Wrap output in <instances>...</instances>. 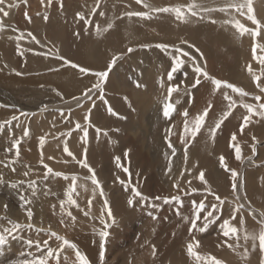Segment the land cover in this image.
Segmentation results:
<instances>
[{
	"label": "rangeland",
	"instance_id": "1",
	"mask_svg": "<svg viewBox=\"0 0 264 264\" xmlns=\"http://www.w3.org/2000/svg\"><path fill=\"white\" fill-rule=\"evenodd\" d=\"M20 1H25V7L21 6ZM68 1L69 0H64V2L67 3ZM70 1L73 2V4L75 2L80 4L81 2L79 5H82L81 11H77L76 7V9H74L75 11L73 10V13L70 12L69 15L66 13L64 16L63 10L60 9L61 0H51L50 3L49 0H43V3L42 0H12L11 6L9 8L6 5L9 4V1L4 0L3 5H0L4 11L9 13V15L6 17L0 14V23L3 24V28L0 29V234L5 235L6 237L5 242L0 244V264H29V262L34 261L39 257L47 256L48 248L53 250L59 249L62 241L57 240L56 236H53L52 233H56L58 236L64 237L71 243H74L79 252L82 253L89 261V264H118L121 259L120 254L123 251L120 250V247L122 246L124 248L126 256H131L135 252V248H137V246L141 243L143 236L142 228L144 227H149L151 230V236L153 235L152 238L155 243H153V246L162 249V254L164 255H162V257L164 260H166V257L168 258V248L172 242L178 245L179 251L186 249L188 250V245L186 242L193 239V251L199 254L200 259H197L194 255V257L191 259L192 262L203 261L207 262V264H214V262L209 260L210 257H214L216 260L221 261L222 264H264V252H262L260 249L258 239L259 232L262 227V224H260L261 222L258 220V222H256L255 219L244 216L243 212L247 211L243 207H240L243 203L240 205L237 203V206L239 207L236 206L238 210L243 211L242 213H238V210L236 211L235 209L234 210L236 212L233 210L229 212L230 209L227 206L228 198L227 196L225 197V195L232 194L233 192L235 193V190H233L234 180L231 170H235L238 173V176L235 179V182L239 185L237 191L243 192L246 191V188H249L248 184H246L247 187L245 186L246 182L244 183V180L246 181L249 178H246L249 176L246 174L248 172V168H250V165L253 163V158H248V155L243 156L247 152L242 153V151L240 152L241 158L239 160L236 159L235 156H229L228 154L230 153L236 155V151L228 150V147L226 146L228 141L226 142L224 140L225 145H223V143L218 142L216 137L213 139L212 123L215 119L213 110H220L222 102L226 100L225 93L228 95L230 89L226 88L224 85H221L220 88H216V86L212 83V80L207 79L209 76L205 77L207 80L203 82L204 85L201 83V85H203L201 88L204 95L197 103L196 92L197 86L199 84H196L197 73L195 72V68L198 65L197 45H195V43L197 44L195 27H197V23L199 21L204 23L206 29L212 28L215 23H212L214 19L211 14L216 10L206 11V13H202V10L198 12V7L203 8L202 4H200V0H188L185 4L183 3L181 5L176 4V2L179 0H156V2L160 3V5H158L156 8H173L179 6L183 10L191 4H195L197 6L192 9V11H195L197 14L192 15L189 13L190 16H188V22L190 26L188 46L187 44L183 43L181 39V30L178 26V18L176 15L174 17L172 31L173 39L170 43L172 46V65L170 69H172L174 60L177 58H179L181 61L186 60V63L185 65H181V67L173 73L171 78L172 80H169L170 83L167 86V83H161L165 77H160L161 75L164 76V74L161 73L163 71L162 67L165 66L167 68L165 62H163L162 65H159L162 66L161 69L160 67L155 69V64H159L156 59L151 61L148 59L145 60L143 56L138 54L135 56L133 53V51L138 48V45H140V42L141 44L145 45V47L148 46L149 40L140 41V38L144 37L145 35L149 38V33L151 32L150 23L154 21V18L151 17L154 16V14H148V17L127 15V13L131 11L150 12L152 9H156L152 7V5H154L152 2L155 0H143L141 3H137V0L128 1L133 4V6L126 3L127 1H125V3H113L112 0ZM208 1L209 3L207 1H202L201 3H204L205 5H214L213 3H210L211 1L213 2V0ZM37 3H39V5ZM122 3L124 4L122 5ZM31 4H33V7ZM111 4L114 6V9ZM145 4L149 5L150 7H144ZM229 4L230 3H228L227 0H223L221 5L225 7ZM67 6L70 7L71 5L67 4ZM33 8H36V10ZM127 8H130V10H127ZM122 9L125 10L122 11ZM109 10L111 11V15L108 13ZM85 11L86 14H84ZM120 11H122V13L119 15L123 16L117 15V13ZM37 12L43 14L40 19H37ZM101 13H103V15H101ZM216 14L218 15V13ZM57 16L60 18L62 23L65 22L63 25L64 28L59 26V19ZM240 17L243 18V14L240 15ZM221 18H223L222 15ZM120 19H126L128 22H132V26L130 29L128 28V32L130 34L125 32L127 30L126 28H124V31H116L117 33L114 34L115 28L118 25H122L119 24ZM118 20L119 22L116 26V22L114 21ZM36 24L39 26H36ZM109 25H111L112 28L109 27ZM119 26L117 27L118 30ZM193 26L194 28H192ZM52 28H54L55 30H53L56 32L54 39L49 37L50 32L53 31ZM111 29L112 32L109 31ZM67 32L69 33L68 36L66 34ZM118 32H125L126 36L129 37L121 42L118 41L116 44L114 41L115 38H117L116 34H118ZM29 33H31V35H29ZM106 34L109 36L107 40ZM33 37H35V39H33ZM62 37H64L65 40H68L66 42L67 45L64 46L65 42L63 43V47L68 48L70 46L72 48L74 45L77 46L79 44L81 47L76 52L71 51V49L68 51L63 50L64 52H62V48L60 47V45H62ZM156 37L160 38L158 35ZM212 37L213 36H206V40L212 41ZM161 39L163 41L165 40L164 37ZM211 41L209 43H211ZM82 42H85L84 44L86 45L83 46ZM105 44L107 45L109 55L106 66H82L80 61L75 59L79 52L85 49V51H88L86 53L87 55L89 53L92 54V61L90 60V62L97 65V62L100 60L99 50L101 48L104 49L102 46ZM112 46L113 49L110 50ZM208 47L211 50V54L212 46L209 45ZM129 48L132 49L131 52L128 51ZM201 48L203 47L201 46ZM209 48L205 47V52L207 55ZM114 50L116 52H114ZM202 50H204V48L201 49V51ZM71 53H73L74 58H72ZM160 54L167 53L160 52ZM114 57L116 59L113 63ZM210 58L212 59V56ZM211 59L205 58L204 61L206 63L205 68L206 72L208 71V74L212 71L211 64H213V59ZM66 61H71V63H66ZM200 62L201 68H203L202 57ZM119 63L122 65L126 64L127 68L122 69H126L127 71L132 68L131 64H136V66L133 65V67L135 69L137 67V69L135 70L132 68V71H126L127 74L125 72L119 74L117 71V66ZM110 64H112L111 68H109ZM139 64L145 66L147 65L146 67H151V78H153V81H150L148 78L147 80H142V74L146 76L149 75L147 70H142L140 72L142 74L137 76L139 74L138 71H140V67L137 66ZM168 64H170V59H168ZM62 66L64 69H68V72L71 70L70 68H73L75 74L74 78H76V80L82 79L84 74V76L87 75L88 77H90V74L94 75L93 77H90V79L92 78V82L90 80H88L89 82L87 81L84 83L80 81L78 83L76 80H74L75 82H69L65 80L71 75V73L69 74L68 72L66 74H56L55 76L51 75L53 77L50 76L49 72H58L63 69ZM81 69H86L87 71H81ZM170 69L167 71V73L170 71ZM156 71L158 73H156ZM98 72L108 73L107 77L103 80H106L105 82L109 81V88H103V92H101L103 80H101V78L96 75ZM133 73L136 76H133ZM81 75L82 77H80ZM186 76H189L188 79ZM136 77L138 79L141 78L142 81L139 82V80L135 79ZM166 77L169 79L168 74ZM158 78L160 83L157 81V85H155V80ZM120 79L124 82L118 85L117 81ZM184 79H186V81ZM67 82H69V84L71 83V86ZM145 82H147V84H145ZM242 82V84H239L242 88L248 86L245 80ZM60 83L63 84L61 85ZM98 83L101 85L100 88L93 89V85ZM170 85L179 86V90L173 92L171 97L168 95V87ZM58 87L63 89L60 91V88ZM79 88L82 90L80 91ZM86 90H91L90 94L92 98L89 99L86 97L89 100V103H87V99L85 98L86 100H84L83 97L85 96L84 93ZM94 92L96 93L94 94ZM136 93L139 94L137 95ZM101 94H103V99L100 97ZM99 101L108 107L107 110L110 119V133L108 135L106 133L104 136L101 134L100 128L96 127V125L100 123V121H98L100 117L99 110H92L94 105L99 103ZM166 102H171L174 105V111L169 117H165L163 115V105ZM83 103H87L88 105H86V107H88L82 109L83 111L79 110L82 120H71L70 117L72 111H76L74 109L78 106H81L78 104H82L84 106ZM209 104L212 106L209 109L210 111L207 113V115H214L210 121L211 123L206 124L205 120L195 136L191 134V131L185 132L184 124L186 121L188 120V127L191 130L193 127V123L191 122L194 120L193 118L199 114H202L204 109L208 107ZM119 105L120 107H118ZM109 109H111V111H109ZM123 109L157 110L155 116L157 117L156 138H152L149 140L150 142L148 141V138H145V141H139L137 145H134L130 140L124 144L123 140L118 137L117 134V127L123 124V115L121 111ZM224 110L228 109L225 108ZM47 111L52 116L50 121L44 118V113L46 114ZM33 113L39 114L37 118L38 121H36L34 125H32L31 120ZM185 113H187V116H185ZM97 114L99 116H97ZM207 115L205 118H207ZM12 117H16V119H12ZM85 117H88V119L85 120ZM136 117L137 114L134 118ZM148 117L149 116L147 114H139V118L142 121V123L139 124V128L141 130H146L148 128V123L146 122ZM69 120L73 121L72 124L69 122ZM183 120L185 121L184 124ZM44 121L47 124L44 123ZM120 121L122 122L120 123ZM114 122L117 124L113 125ZM77 123L80 125L79 128L76 127ZM190 124L192 125L190 126ZM139 128L136 132L137 135L140 132ZM25 129L28 130L27 136L24 135ZM85 130L87 131L86 137ZM203 130H205L204 134L202 132ZM74 132H79V134L75 135L73 134ZM218 135L219 137L224 138L222 134ZM41 137H44L43 144L40 142ZM106 137L110 139H107ZM179 137H181V140ZM75 138H80L79 141L82 143L78 144L79 141L75 143ZM64 139L66 141L68 139V141L65 142ZM70 140H72V143ZM98 140L100 141L98 142ZM104 142L106 143L104 144ZM185 143H187V145H184ZM16 144H18V148L13 147V145ZM56 144L60 146L58 147ZM169 144H171V147ZM65 145L68 146L69 151L73 153V156H68V154L64 152L63 149ZM42 147L44 148V151ZM193 147L195 150H193ZM45 148H48L49 150H46ZM118 148L119 150L116 152L115 150ZM90 149L93 151L91 150L90 152ZM120 149L121 151L123 150L122 152L124 153L119 152ZM138 149L142 151L140 152ZM110 150L112 151L110 152ZM147 150L149 154L147 153ZM164 150H166V152ZM17 151L19 152L18 156ZM178 152V157H180V159H186V162L183 164L184 166L181 165V169H178L179 172L178 170L173 171L171 168L169 169L167 166L168 162H166L169 159H172V156H174L173 154ZM79 153L81 154L79 155ZM125 153L128 155H125ZM193 153H195V155ZM181 154H183V157H181ZM103 155L105 158L107 156L108 159V164L106 165L105 163L107 162L105 159H103ZM221 156L224 157V164L226 167H222L220 164ZM51 157L52 160H50ZM117 157L119 160H117ZM142 157L145 159L143 160ZM110 159L112 162L110 161L109 163ZM256 159H258V156H256ZM81 160H86V163L93 171L90 172L89 168L83 167L80 163ZM147 160L149 162H147ZM250 160L252 161L249 162ZM41 161H43V163H41ZM102 161L104 163H102ZM137 161L138 165L135 168V164H137L135 162ZM204 162L206 165L203 164ZM151 164L153 165L151 166ZM44 165H47L48 168H51L53 171L48 173ZM119 165L121 166L117 167ZM155 165L160 166L157 168ZM98 166L100 167L98 168ZM150 166L151 168L149 169ZM153 167L156 168L157 172ZM106 169L110 170L111 173L108 170V172H106ZM125 169H127V172ZM149 170L152 172L150 173ZM146 171H148L150 174ZM200 171L204 173V180L199 179L201 173ZM56 173H62V175L58 176ZM93 173L95 174L96 179L99 181V188H97L91 182L90 177L93 175ZM105 174L107 177H105ZM112 174L113 176L110 178ZM144 174L146 175L144 176ZM211 175H214L216 178L213 180ZM73 176L76 177L74 185L75 190L70 191V189L73 187ZM146 176H149L150 178H147ZM107 178L109 181H107ZM104 180H106V182ZM103 184L105 186H103ZM81 185H83V187H81ZM113 187L119 188L118 190H120L122 194L126 192L128 199L132 197L134 199L133 206H129L128 203H125V206L117 205L116 208H112L114 203H110V198L116 194L118 195L117 192H113L116 189ZM133 187L137 188L143 194V196L147 197L148 199L144 202H141L140 197H133V193L131 191ZM193 189H195V191H193ZM101 192L103 195H101ZM174 192L179 198L178 200L171 199L172 197H175ZM222 194H224V196H222ZM69 196L76 202L75 204L69 202ZM216 196H221L220 198L223 203L218 201ZM157 197H159V199H157ZM165 198H168L167 202L165 201ZM243 200L245 205L250 207L252 206L247 199V201L244 199V196ZM61 201H63V206L61 205ZM89 201H91V204H89ZM105 202H107L108 207H105ZM201 202H203L204 205L202 209H200ZM213 205H216V207L213 208ZM148 208L153 210L149 211ZM198 209H200V218L197 220V226L199 222L200 224L190 232L189 229L191 228V220L194 218V214H196ZM109 210L112 214L111 217L108 215ZM224 210L227 214L229 213V217L226 215L228 218L225 219L223 218V215L225 214ZM29 211L32 213L30 217L28 215ZM69 212L71 213V216L68 215ZM85 212H88L89 214L85 215ZM209 212H212L213 216L209 218V221H206L205 216H207ZM220 212L221 214H224L221 215ZM138 214L139 216L141 215L143 217V220L142 217L138 216ZM125 216H129V224L124 222L123 219ZM73 217L75 219H73ZM113 217L117 219H113ZM138 218H141L140 221ZM146 219H150V221H146ZM241 219H243V225H241ZM224 220H229L230 226H236V236H232L230 234L229 237H225L223 235V229L221 226ZM61 221H63V223H61ZM115 221H117L118 224H114ZM145 222H147V226H144ZM14 224H20L22 227L16 229L10 234L4 231L6 228L12 229ZM205 224H207L205 231H200L199 228L205 227ZM28 225H31V227H28ZM110 230H115V234L113 235L115 240L112 237L111 239H113V246L107 248L111 237ZM104 231L108 233V238L101 237L100 233ZM161 232L162 234H160ZM85 234L87 236H92V239L100 242V245L103 240V260H101L100 256V245H98L95 254L96 256H92V254H90L87 250L86 252L84 251L81 241ZM246 234L250 236L256 235L257 239L255 242L252 239L245 240L244 237ZM161 235H163L165 238H163V236L160 238ZM154 236L157 237L155 238ZM231 236L235 239H238L239 237L238 240H234L235 244L233 241L234 238ZM159 238L165 240V242L163 240L159 241ZM218 239L221 241L220 243L218 242ZM229 244L235 245V249L233 247L232 248L234 250L230 248ZM146 245L150 247L149 244ZM164 245L166 248H164ZM67 247L68 246H65L59 253V264H79L75 255V250ZM65 257H67V259H65ZM186 260H189V258H186ZM48 264H57L55 255L53 257H49ZM159 264L165 263L163 262Z\"/></svg>",
	"mask_w": 264,
	"mask_h": 264
},
{
	"label": "crops",
	"instance_id": "2",
	"mask_svg": "<svg viewBox=\"0 0 264 264\" xmlns=\"http://www.w3.org/2000/svg\"><path fill=\"white\" fill-rule=\"evenodd\" d=\"M121 1L122 0H116V1L113 0V3H118ZM255 1L256 0H253V1L251 0V6L253 8V12L251 14L254 15L256 17V19L261 22L262 25H264V20H263L264 19V16H263L264 11H262L263 14L258 12V10L255 6L256 4L254 3ZM124 3H125V1H124ZM126 3H128V2H126ZM128 4L132 5L130 2ZM63 8H64V0H61L60 9L63 10ZM77 8H79V9H77V11H81L82 5L78 6ZM220 8H222V7H218L216 11H218V9H220ZM245 8H246L245 12L244 11L243 12H237V10L235 8L232 9L233 11L235 10L234 12L232 10H231V12H230V10L229 11L226 10V11H222V12L218 11L220 13V15H222L223 18H221V19L213 18L215 21H213L212 23H215V25L209 29L205 28V25L203 22L200 23L198 21V23H197L198 25H197V27H195V34L197 36L196 39H197V41L198 40L200 41V42L198 41L199 43L197 42L198 43V46H197L198 65H197V67L201 68L200 60L202 57V65H203L202 69L204 71H206V68H205L206 63L204 62L205 58L211 59L210 57L212 56V59H213V64H211L212 65V71L209 72V74H208L209 77L207 79L210 80V76H211V78L218 79L221 81H225L229 84L235 85L236 87L241 88L246 93H248L247 96H241L240 94L233 92L232 89L229 88L230 91L228 93V96H230L232 98V101L235 102L234 106L229 108V101L226 99L225 101L222 102V106H220V110H213V112L215 114V119L213 120V123H212V126H213L212 129L215 128V132L212 131V133H213V139H215L214 137H216L218 142L223 143V145H225L224 140L226 142L228 141L226 143L228 150H235V147L233 145H236L240 148V151L247 152L243 156L248 155L247 156L248 158H250V157L253 158V163L250 165V168L248 169V172H247V175H249V176L246 177V178L249 177V179H247V181H245L246 182L245 185L248 184L249 188L246 190V192L243 191V196L246 199L248 198L247 200L250 202V204L253 207L254 206L258 207V205H260V203L263 204V202H264V150H263L264 149V117H261L259 115H250L248 113V110L243 105L244 104H252V105L256 106L257 105V101L255 100L256 96H259L261 98L259 103H264V92L261 91V88H264V64H261L258 59H254V55H253V44L256 45V51H257L256 56L257 55L261 56L264 54V52H261V48H264V36H261V35H263L264 30L259 28L257 25H254L252 23V21H250L248 19L249 13H248L247 7H245ZM113 9H114V6H113ZM202 9L203 8L198 7V12H200V10H202ZM124 10L125 9H122V11H124ZM127 10H130V8H127ZM122 11L117 13V15L121 14ZM182 11L184 12V16L181 19L180 23H178V26L180 27V30H181V33H180L181 39H182L183 43L187 44V46H188V35L190 34L189 29H188L189 28L188 27V24H189V22H188L189 14L188 13H190V12L188 11V7H186V9H183ZM257 12H258V14H257ZM108 13H109V15H111L110 10ZM147 13L148 14H154V17H151V18H154V21L152 23H150V31L151 32L149 33V38H148V36L145 35L144 37L140 38V41L149 40L148 46L145 47V45L141 44V42H140V45H138V48H136V50H134L133 53L135 54V56H137L136 54H138L140 56L142 55L143 58H148V60H150V61L153 59H156L157 62H159V64L158 65L155 64V66L162 67L159 65H162L163 61H162L161 57L158 56L157 54H160V52H164V53H167V56L164 57V60L167 61L168 59H170V64L172 65V46L170 45V43H171V40L173 39V37H172L173 32L172 31H173V25H174L173 20H174L175 14L173 13V17H168V20L166 22V20L162 17L159 19L158 18L156 19V16L158 17L157 14H160L162 12L150 11ZM169 13L172 14V12H169ZM202 13H206V11L202 10ZM227 13H229V14H227ZM242 13H243V18L238 16V15H242ZM84 14H86V11ZM259 14L262 16V19H260L261 16ZM119 16H123V15H119ZM233 17L235 18V21H239L246 28H248L250 30H256L258 34L256 35L255 39H253L252 34H250L251 32H245V35H244V33L240 34V32L235 28L233 23H228V21H234ZM237 17H238V19H237ZM126 18H128V17H126ZM247 19L250 22H248ZM120 20H123V21L119 22V20H118L116 22V26H117L118 22H119V24H122V25H120L121 27H119V30L116 27V29H115L116 31H124V28H127V27L130 29V27L132 26V22H130V21L128 22L126 19H120ZM218 21H219V24H217ZM244 22H246V23H244ZM186 25H187V27H186ZM199 25H201V26H199ZM217 26H218V28H217ZM128 30H126L125 32L130 34L128 32ZM115 32H114V34H115ZM125 32H123V33L118 32V34H116L117 36H119V37L115 38L116 44L118 43V41L121 42V41L128 38L126 36ZM157 35L160 38H157L156 37ZM206 36H213L212 41L206 40ZM108 37L109 36H107V34H106V40ZM162 37H164L167 40L163 41L161 39ZM120 38H122V39H120ZM185 38L187 41L185 40ZM248 39H250V40H248ZM210 41H211V43H209ZM160 44L167 45L168 47L165 49L157 47V45H160ZM65 45H67V43H64V46ZM199 45H200V48H199ZM209 45L212 46V53L211 54H213V55L210 54L211 50L208 47ZM250 45H252V46H250ZM77 46H78V48H77ZM77 46L74 45L72 48L70 46L68 48L62 47V50L68 51L71 49V51L76 52L81 47V45H77ZM201 46L204 48V50H205V47L209 48L207 51L208 55L206 54V52L204 50H202L203 53L200 52V50L202 49ZM102 47H104V49L101 48L99 50L100 60L97 62L99 65L98 64L97 65L92 64L90 62V60L92 61V57H91L92 54L89 53L87 55L85 53V49H83V52L80 51L81 55L77 56L75 59H78L82 66H103V65L106 66V64L108 63V59H109L108 49L106 48L107 47L106 44ZM89 52H90V50H89ZM248 54H250L251 58H250V56L249 57L247 56ZM71 56H72V58H74L73 53H71ZM82 61L85 62V64L81 63ZM185 63H186V60H183L181 65H185ZM165 65H167V64H165ZM208 65L210 66L209 63H208ZM249 66H251V69H252L251 72H249V70H248ZM253 75L260 77V80L254 81ZM201 76H202V78H201ZM160 77L162 78L163 75H161ZM197 79H199V81H200L199 85L197 86V92H196L197 103H198L199 99L201 100L203 95H204L201 87L204 85L203 82L207 79H205V76H203L202 74H197ZM243 80H245V82L248 84V86L247 87L245 86V88H242L239 85L240 83L241 84L243 83L242 82ZM105 81L106 80L102 81L103 85L105 84L108 87L109 81H107V82H105ZM150 81H153V80L151 79ZM163 81H164V79H163ZM201 83L203 85H201ZM145 84H147V82H145ZM257 84H259L260 87H257ZM155 85H157V80H155ZM106 86H102V88L105 89ZM102 92H103V89H102ZM100 97L103 99V94H101ZM126 99H127V97H126ZM103 105H104L106 111L101 110L99 113H101L100 116H102V117L101 118L99 117V118L100 119L104 118V119H102L101 121L99 120L100 123L96 126L100 128V132L104 136L106 133H107V135L110 133L111 128L109 127V123H108L109 120H106V119H109L108 110H107L108 107L105 104H103ZM94 107H95V105H94ZM225 108L228 110H224ZM121 111H122V115H123V120L125 122L123 121V124H121L117 127V134H118V137H120L123 140L124 144L129 140L132 141L135 139L132 142L134 145H137L139 143V141H141V139H139V138H143V137L148 138V141L151 140L152 138H156V136H157L156 117H155L156 116V113H155L156 110H121ZM225 112H228L229 114L227 116H224L223 114ZM102 113H104V114H102ZM151 113H153V114H151ZM136 114H137V118H134L136 116ZM139 114L140 115L148 114L149 117L146 120V122L148 123V128L146 130L139 129L140 130L139 134L141 133L142 135L140 134L137 136V134H136L137 129L139 127V124L142 123V121L139 118ZM245 116H249V120L245 124L243 131H241L240 126H241V124L245 123L244 122ZM205 120H206V118H205ZM217 120L221 121L219 128L215 127ZM103 121H105V122H103ZM101 122H103V123H101ZM125 123H126L127 127H125ZM133 123H134V125H133ZM105 125H107V126H105ZM113 129H114V127H113ZM233 133L236 134V140L235 141L231 140ZM218 134H220V135L222 134L224 138L219 137ZM217 135H218V137H217ZM144 138H143V140H145ZM136 139H137V141H136ZM135 142H137V143H135ZM184 145H187V143H185ZM258 148H259V150H258ZM227 154H228V152H227ZM228 155L236 157V155L232 154V153H230ZM256 156H258V159H256ZM251 175H252V181L253 182H251V178H250ZM254 195H255V197H253ZM257 198H258V200H257ZM255 202H256V204H255Z\"/></svg>",
	"mask_w": 264,
	"mask_h": 264
},
{
	"label": "bare ground",
	"instance_id": "3",
	"mask_svg": "<svg viewBox=\"0 0 264 264\" xmlns=\"http://www.w3.org/2000/svg\"><path fill=\"white\" fill-rule=\"evenodd\" d=\"M7 1H9L8 3L9 4H6L7 5V7L9 8L10 6H11V2H12V0L10 1V0H7ZM33 1H35V0H33ZM38 1V0H37ZM47 1V0H46ZM85 1V0H84ZM123 2L124 1H130V0H122ZM121 1V2H122ZM143 1V0H142ZM151 1H153V0H151ZM169 1H174V0H169ZM188 0H179V1H177L176 2V4H185L186 2H187ZM201 2L202 1H207L208 3H209V1L208 0H200ZM224 1H226V0H224ZM228 1V3H230V4H241V3H245V0H227ZM253 1V0H252ZM25 2V1H24ZM24 2H22V1H20V3H21V6H23V7H25V3ZM107 2V1H106ZM112 2H113V0H112ZM111 2V3H112ZM200 2V4H202V7H203V9H217L218 7H221L222 6V8H224V6L223 5H221L222 4V2H223V0H213V2L211 1L210 3H213L214 5L212 6V5H205L204 3H201ZM41 3V2H40ZM43 3V2H42ZM78 2H75L74 4H73V2H71L70 0L68 1V3L67 2H64V8H63V12H64V16H65V14L67 13V15H69V13L71 12V13H73V10L74 9H76V7H78L80 4H81V2H80V4H77ZM104 3V2H103ZM129 3V2H128ZM169 3V2H168ZM256 5V8H257V10H258V12L259 13H261V14H263L262 13V11H264V0H256L255 2H254ZM38 5H39V3H37ZM67 4H69V5H71L70 7L69 6H67ZM124 3H122V5H123ZM152 4H154V5H152V7H154V8H156V7H158V5H160V3H158V2H156V0L154 1V2H152ZM224 4V3H223ZM33 4H31V6H32ZM78 5V6H77ZM120 5H121V3H120ZM133 5V4H132ZM111 6H113L112 4H111ZM201 6V5H200ZM33 7V6H32ZM54 7V6H53ZM36 8H37V5H36ZM36 8H33V9H35L36 10ZM30 9H32V8H30ZM78 9V8H77ZM232 9H234V8H231V7H229L227 10L229 11L230 10V12H231V10ZM245 7L243 8V9H241L240 11H237V12H245ZM10 10V9H9ZM34 10V11H35ZM43 10H44V8H43ZM26 11H28V10H26ZM53 11H54V9H53ZM75 11V10H74ZM219 11V10H218ZM233 11V10H232ZM235 11V10H234ZM233 11V12H234ZM62 12V11H61ZM222 12V11H221ZM236 12V13H237ZM258 12H257V14H258ZM24 13V12H23ZM38 13V12H37ZM43 13V12H42ZM163 13V12H162ZM162 13H160V14H157L158 15V17L156 16V19L158 18H164L165 20H166V22H167V20H168V17H173V13L171 14V13H169V12H164L163 14ZM216 13H218V15L216 14ZM0 14H2L3 15V13L2 12H0ZM31 14V13H30ZM55 14V13H54ZM189 14V13H188ZM207 14H209V13H207ZM227 14H229V13H227ZM243 14V13H242ZM25 15V14H24ZM43 14H40V12L37 14V19H40L41 18V16H42ZM61 15V14H60ZM59 15V16H60ZM260 15V14H259ZM186 16V15H185ZM190 16V15H189ZM211 16L213 17V18H218V19H221V15H220V13L219 12H217V11H214V12H212V14H211ZM237 16V15H236ZM239 17H240V15H238ZM261 16V15H260ZM264 16V15H263ZM23 17V16H22ZM58 17V16H57ZM68 17V16H67ZM150 17H151V15H150ZM152 17H154V16H152ZM208 17V16H207ZM23 18H25V17H23ZM28 18V17H27ZM55 18V17H54ZM209 18H210V16H209ZM230 18V17H229ZM234 18V17H233ZM246 18V17H245ZM20 19V18H19ZM58 19H59V26L61 27V28H64L63 27V25L65 24V22L64 23H62V21L60 20V18L58 17ZM185 19V18H184ZM202 19V18H201ZM211 19V18H210ZM237 19H238V17H237ZM259 19V18H258ZM260 19H262V16H261V18ZM34 20V19H33ZM48 20V19H47ZM55 20V19H54ZM232 20V19H231ZM248 20V19H247ZM264 20V19H263ZM50 21V20H49ZM120 21H123V20H120ZM180 21H181V19H178V22L180 23ZM186 21V20H185ZM215 21V20H214ZM234 21H235V18H234ZM244 21V20H243ZM22 22V21H21ZM25 22V21H24ZM23 22V23H24ZM52 22H53V20H52ZM114 22H117V21H114ZM248 22H250L249 20H248ZM39 23V22H38ZM187 23V22H186ZM201 23V22H200ZM206 23V22H205ZM225 23V22H224ZM244 23H246V22H244ZM40 24V23H39ZM47 24V23H46ZM167 24V23H166ZM203 24V23H202ZM210 24V23H209ZM217 24H219V21H218V23ZM226 24V23H225ZM32 25H33V23H32ZM41 25V24H40ZM49 25V24H48ZM229 25V24H228ZM249 25V24H248ZM30 26V25H29ZM36 26H39V25H37L36 24ZM42 26V25H41ZM119 26V25H118ZM117 26V27H118ZM165 26V25H164ZM199 26H201V25H199ZM253 26V25H252ZM54 27V26H53ZM115 27V26H114ZM119 27H121V26H119ZM155 27V26H154ZM183 27V26H182ZM186 27H187V25H186ZM188 29H190V26H189V24H188ZM29 28V27H28ZM31 28V27H30ZM33 28V27H32ZM34 28H35V25H34ZM36 28H38V27H36ZM112 28V27H111ZM192 28H194V26L192 27ZM201 28V27H200ZM39 29V28H38ZM47 29H48V27H47ZM54 28H52V30H53ZM66 29V28H65ZM74 29V28H73ZM116 29V28H115ZM127 30H128V27L126 28ZM185 29V28H184ZM55 30V29H54ZM51 31L50 32V35H49V37H51L52 39H54V37H55V35H56V32L55 31ZM57 30V29H56ZM62 30V29H61ZM60 30V31H61ZM114 30V29H113ZM186 30V29H185ZM35 31V30H34ZM42 31V30H41ZM44 31H45V29H44ZM67 31V30H66ZM109 31H111L112 32V29L111 30H109ZM108 31V32H109ZM116 31V30H115ZM131 31V30H130ZM132 31H133V29H132ZM193 31H194V29H193ZM9 32V31H8ZM43 32V31H42ZM147 32V31H146ZM165 32V31H164ZM116 33V32H115ZM227 33V32H226ZM67 34V36H68V32L66 33ZM251 34V33H250ZM244 35H245V33H244ZM247 35V34H246ZM58 36V35H57ZM66 36V35H65ZM64 36V37H65ZM70 36V35H69ZM261 36H264V33H263V35H261ZM39 37V36H38ZM42 37V36H41ZM64 37H62V39H64ZM117 37H119V36H117ZM123 37V36H122ZM129 37V36H128ZM249 37V36H248ZM43 38V37H42ZM58 38V37H57ZM71 38V37H70ZM73 38V37H72ZM61 39V38H60ZM61 39V43H62V45H60V47L62 48L63 47V43L65 42H67L68 40L66 39H64V40H62ZM120 39H122V38H120ZM190 39V38H189ZM114 40V39H113ZM165 40H167V39H165ZM248 40H250V39H248ZM51 41H53V40H51ZM58 41H59V39H58ZM72 41V40H71ZM199 41V40H198ZM197 41V42H198ZM115 42V41H114ZM200 42V41H199ZM198 42V43H199ZM231 42V41H230ZM244 42V41H243ZM5 43H6V41H5ZM85 43V42H84ZM83 42H82V44H83V46H85L86 44H84ZM110 43V42H109ZM198 43L196 44L195 43V45H197L198 46ZM72 44V43H71ZM140 44V43H139ZM80 45V44H79ZM111 45H114V44H111ZM116 45V44H115ZM1 46V45H0ZM7 46V45H6ZM250 46H252V45H250ZM10 47V46H9ZM57 48V47H56ZM107 48V47H106ZM115 48V47H114ZM118 48V47H117ZM124 48V47H123ZM199 48H200V45H199ZM54 49V48H53ZM65 49V48H64ZM90 49V48H89ZM113 49V46H112V48L110 49V50H112ZM203 49V48H202ZM95 50V49H94ZM248 50V49H247ZM56 51V50H55ZM205 51V50H204ZM62 52H64L63 50H62ZM81 52H83V51H81ZM81 52H79V54H78V56H80L81 55ZM88 51H85V53H87ZM95 52H96V50H95ZM107 52V51H106ZM114 52H116L115 50H114ZM200 52H202L201 50H200ZM257 52V51H256ZM9 53V52H8ZM203 53V52H202ZM250 53V52H249ZM261 53V52H260ZM12 54H13V52H12ZM68 54V53H67ZM84 54V53H83ZM29 55V54H28ZM61 55V54H60ZM146 55V54H145ZM211 55H213V54H211ZM264 55V54H263ZM87 56V55H86ZM142 56V55H141ZM158 56H160L161 57V59H162V61L163 62H165L167 65V68L164 66V67H162L163 68V71L161 72L162 74H164V76L163 77H165V79H164V81L162 82L161 81V83L163 84L164 82L165 83H167V86L169 85V83H170V79H168L166 76H167V71L170 69V66H171V64H168V60L167 61H165L164 60V57H166L167 56V54H159ZM248 57L250 56V54H248L247 55ZM257 56H259V55H257ZM108 57V56H107ZM147 57V56H146ZM250 58H251V56H250ZM30 59V58H29ZM53 59V58H52ZM148 58H145V60H147ZM158 59V58H157ZM22 60V59H21ZM31 60V59H30ZM133 61V60H132ZM159 61V60H158ZM162 62V63H163ZM81 63H84L83 61L81 62ZM85 64V63H84ZM121 63H119L118 64V66H117V71H118V73L119 74H121V73H123V72H125L126 73V69H122V68H127V66H126V64H124V65H120ZM143 64V63H142ZM20 65V64H19ZM99 65V64H98ZM133 65L134 66H136V64H131V67L132 68H134L133 67ZM150 65V64H149ZM16 66V65H15ZM67 66V65H66ZM65 66V67H66ZM73 66V65H72ZM103 66H105V65H103ZM122 66V67H121ZM129 66V65H128ZM137 66H139L140 67V71H138L139 72V74L137 75V76H139V75H141L142 73H140L142 70H147L148 71V76H146V75H144V74H142L141 75V77L143 78L142 80H147V78L148 79H153V78H151L152 77V73H151V67H146L145 65H137ZM63 67V66H62ZM76 67V66H75ZM146 67V68H145ZM169 67V68H168ZM73 68H74V66H73ZM73 68H70L71 70H69V72H68V69H64V67H63V69L62 70H60V71H58V72H54V71H51V72H49V74H50V76L51 75H56V74H66L67 72L70 74L71 73V75H70V77L68 78V79H65V80H67V81H69V82H75L74 80H76V78H74V70H73ZM132 68L130 69V70H128L127 72H130V71H132ZM148 68V69H147ZM155 69L157 68V66H155L154 67ZM165 68V69H164ZM16 69V68H15ZM135 69V68H134ZM136 69H137V67H136ZM135 69V70H136ZM160 69H161V67H160ZM20 70V69H19ZM76 70V69H75ZM78 70V69H77ZM121 70H122V72H121ZM134 71V70H133ZM135 72V71H134ZM132 73V72H131ZM144 73V72H143ZM154 73H155V71H154ZM156 73H158L157 71H156ZM127 74V73H126ZM46 75V74H45ZM85 75V74H84ZM83 75V77H82V75L80 76V77H82V79H77L76 81H78V83H79V81L80 82H87L88 80H90L91 81V79H90V77H93L94 75H89L90 77H88L87 75V77L86 76H84ZM116 75H117V72H116ZM135 74L133 73V76H134ZM156 75V74H155ZM121 76V75H120ZM136 76V75H135ZM12 77V76H11ZM15 77V76H14ZM51 77H53V76H51ZM154 77H156V76H154ZM189 77V76H188ZM188 77L186 76V78L188 79ZM49 78V77H48ZM55 78V77H54ZM58 78V77H57ZM74 78V79H73ZM122 78V77H121ZM134 78V77H133ZM140 78V77H139ZM14 79V78H13ZM28 79V78H27ZM73 79V80H72ZM135 79H137V80H139V82H141L142 80H141V78L140 79H138L137 77L135 78ZM155 79V78H154ZM245 79V78H244ZM31 80V79H30ZM50 80V79H49ZM64 80V81H65ZM172 80V79H171ZM185 81H186V79H184ZM27 81H29V80H27ZM51 81V80H50ZM57 81V80H56ZM55 81V82H56ZM62 81V80H61ZM157 81H159V78L157 79ZM60 82V81H59ZM69 82H67L68 84H69ZM89 82V81H88ZM92 82V81H91ZM90 82V83H91ZM118 82V85H120L121 83H123L124 81H122L121 79L120 80H118L117 81ZM173 82V81H172ZM66 83V84H67ZM159 83H160V81H159ZM61 84V83H60ZM63 84V83H62ZM61 84V85H62ZM65 84V85H66ZM71 84V83H70ZM69 84V85H70ZM58 85V84H57ZM60 85V86H61ZM105 85V84H104ZM112 85V84H111ZM154 85V84H153ZM55 86V85H54ZM68 86V85H67ZM71 86V85H70ZM87 86V85H86ZM103 86V85H102ZM113 86V85H112ZM111 86V87H112ZM115 86V85H114ZM155 86V85H154ZM153 86V87H154ZM88 87V86H87ZM107 87V86H106ZM152 87V88H153ZM55 88H56V86H55ZM58 88H60V91L63 89H61V87H58ZM68 88V87H67ZM72 88V87H71ZM109 88V87H108ZM101 89H103V88H101ZM66 90V89H65ZM79 90H80V88H79ZM82 90V89H81ZM80 90V91H81ZM98 90V89H97ZM71 91V90H70ZM104 91V90H103ZM132 91V90H131ZM63 92V91H62ZM65 92V91H64ZM102 92V91H101ZM144 92V91H143ZM73 93V92H72ZM96 92H94V94H95ZM99 93V92H98ZM132 93V92H131ZM140 93H142V92H140ZM63 94H65V93H63ZM80 94V93H79ZM137 94V93H136ZM135 94V95H136ZM139 94V93H138ZM137 94V95H138ZM70 95V94H69ZM72 95V94H71ZM96 96V95H95ZM131 96V95H130ZM142 96V95H141ZM143 96H144V94H143ZM67 97H69V96H67ZM76 97H79V96H76ZM84 97V100H86L87 98H86V96H83ZM134 97V96H133ZM216 97V96H215ZM86 98V99H85ZM91 98H92V96H91ZM145 99V98H144ZM112 100V99H111ZM146 101V100H145ZM86 102L87 103H89V100L87 99L86 100ZM153 102V101H152ZM84 104V106L82 105V104H78V105H81V106H78L77 108H75L74 110H76V111H72V113H71V117H70V119L72 120V119H79V120H82L81 119V115H80V111L82 110V109H84L85 107H86V105H88V104ZM77 104V103H76ZM104 104V103H103ZM100 101H99V103H97L96 105H95V107L92 109V110H99V112L101 111V110H104V111H106L105 110V107H104V105H103ZM151 104V103H150ZM214 104H215V102H214ZM133 105H134V103H133ZM93 106V105H92ZM88 107V106H87ZM86 107V108H87ZM118 107H120V105L118 106ZM47 108V107H46ZM116 108V107H115ZM90 109V108H89ZM121 109V108H120ZM136 109V108H135ZM155 109H156V107H155ZM57 110V109H56ZM80 110V111H79ZM117 110H118V108H117ZM123 110H125V109H123ZM45 111V110H44ZM83 111V110H82ZM157 111V110H156ZM52 112V111H51ZM91 112V111H90ZM98 112V111H97ZM69 113V112H68ZM93 113V112H92ZM156 113V112H155ZM101 114V113H100ZM102 114H104V113H102ZM151 114H153V113H151ZM161 114V113H160ZM179 114V113H178ZM183 114V113H182ZM38 113H33V117H32V125H34L35 123H36V121H38L37 120V118H38ZM42 115H43V113H42ZM41 115V116H42ZM52 115H53V113H52ZM95 115V114H94ZM148 115V114H147ZM158 115V114H157ZM200 115V114H199ZM40 116V117H41ZM44 118L46 119V120H49L50 121V119H52V116H51V114H49V112L47 111V113L45 114L44 113ZM97 116H99L98 114H97ZM154 116V115H153ZM152 116V117H153ZM161 116V115H160ZM183 116V115H182ZM214 116V115H213ZM213 116L211 115V116H208L207 115V118H206V124L208 123V124H210L211 122V120H212V118H213ZM102 116H100V118H101ZM120 117V116H119ZM127 117V116H126ZM196 117V116H195ZM43 118V117H42ZM82 118H83V116H82ZM98 119V121L100 120H102V119H104V118H102V119ZM106 118V117H105ZM137 118V117H136ZM157 118V117H156ZM90 119H91V117H90ZM159 119V118H158ZM189 119V118H188ZM194 120H195V118H193ZM42 120V119H41ZM44 120V119H43ZM54 120V119H53ZM97 120V119H96ZM106 120H110V119H106ZM114 120V119H113ZM113 120H112V122H113ZM123 120V119H122ZM157 120V119H156ZM193 120V121H194ZM124 121V120H123ZM188 121V120H187ZM191 121V120H190ZM193 121H191L192 123H193ZM40 122V121H39ZM69 122L72 124V122L73 121H70L69 120ZM75 122H77V121H75ZM103 122H105V121H103ZM103 122H101V123H103ZM122 121H120V123H121ZM125 122V121H124ZM167 122V121H166ZM44 123H46L45 121H44ZM108 123H110V121L108 122ZM107 123V124H108ZM119 123V124H120ZM132 123V122H131ZM159 123V122H158ZM185 123V121L183 120V124ZM47 124V123H46ZM65 124V123H64ZM94 124V123H93ZM96 124V123H95ZM115 124H117V123H115L114 122V124L113 125H115ZM165 124V123H164ZM63 125V124H62ZM67 125H69V124H67ZM98 125V124H97ZM133 125H134V123H133ZM185 125V124H184ZM192 124H190V126H191ZM64 126V125H63ZM71 126V125H70ZM105 126H107V125H105ZM129 126V125H128ZM97 127V126H96ZM114 127V126H113ZM125 127H127V125H126V123H125ZM131 127V126H130ZM136 127V126H135ZM140 127H142V126H140ZM59 128V127H58ZM129 128V127H128ZM133 128V127H132ZM139 128V127H138ZM191 128V127H190ZM50 129V128H49ZM127 129V128H126ZM131 129V128H130ZM140 129V128H139ZM37 130V129H36ZM60 130V129H59ZM132 130V129H131ZM74 131V130H73ZM204 131L205 130H203L202 132H203V134H204ZM115 132V131H114ZM186 132V131H185ZM184 132V133H185ZM81 133V132H80ZM113 133V132H112ZM73 134H75V135H77V134H79V132H74ZM141 134V133H140ZM139 133H138V135H140ZM149 134V133H148ZM114 135V134H113ZM137 135V136H138ZM142 135V134H141ZM190 135V134H189ZM79 136V135H78ZM186 136H188V135H186ZM186 136H185V138H186ZM79 137H81V136H79ZM115 137V136H114ZM124 137V136H123ZM140 137V136H139ZM146 137V136H145ZM72 138H74V137H72ZM107 138V137H106ZM144 138V137H143ZM143 138H139V139H141V141L143 140ZM3 139V138H2ZM76 139V141H75V143L76 142H78L79 140H80V138H75ZM107 139H110V138H107ZM112 139V138H111ZM145 139V138H144ZM179 139L181 140V137H179ZM263 139V138H262ZM60 140V139H59ZM65 140V139H64ZM135 140V139H134ZM134 140H132V141H134ZM176 140V139H175ZM4 141V140H3ZM58 141V140H57ZM61 141V140H60ZM67 141H68V139H67ZM66 140H65V142H67ZM92 141V140H91ZM100 140H98V142H99ZM136 141H137V139H136ZM139 141V140H138ZM140 141V142H141ZM145 141V140H144ZM178 141V140H177ZM207 141V140H206ZM70 142L72 143V140H70ZM93 142V141H92ZM97 142V143H98ZM150 142V141H149ZM148 142V143H149ZM46 143H48V142H46ZM54 143H56V142H54ZM70 143V144H71ZM80 143H82V142H78V144H80ZM89 143H91V142H89ZM103 143V142H102ZM106 142H104V144H105ZM135 143H137V142H135ZM143 143V142H142ZM51 144V143H50ZM112 144V143H111ZM47 145V144H46ZM49 145V144H48ZM57 145V144H56ZM75 145V144H74ZM82 145V144H81ZM115 145V144H114ZM140 145V144H139ZM162 145V144H161ZM168 145V144H167ZM58 146V145H57ZM60 146V145H59ZM58 146V147H59ZM134 146V145H133ZM141 146V145H140ZM193 146V145H192ZM43 147H45V146H43ZM42 147V148H43ZM72 147V146H71ZM99 147V146H98ZM126 147H127V145H126ZM195 147V146H194ZM193 147V148H194ZM90 148V147H89ZM95 148V147H94ZM113 148V147H112ZM115 148V147H114ZM46 149V148H45ZM48 149V148H47ZM46 149V150H47ZM52 149V148H51ZM50 149V150H51ZM61 149V148H60ZM79 149V148H78ZM102 149H103V146H102ZM160 149H161V147H160ZM49 150V149H48ZM89 150V149H88ZM91 150L92 149H90V152H91ZM113 150H115V149H113ZM117 150H119V148L118 149H116L115 151L117 152ZM128 150V149H127ZM135 150V149H134ZM139 150V149H138ZM137 150V151H138ZM156 150V149H155ZM167 150H169V149H167ZM193 150H195V148L193 149ZM258 150H259V148H258ZM264 150V149H263ZM43 151H44V148H43ZM93 151V150H92ZM112 150H110V152H111ZM123 151V150H122ZM121 151V149H120V151L119 152H122ZM129 151H130V149H129ZM133 151V150H132ZM140 152L142 151V150H139ZM144 151V150H143ZM165 152H166V150H164ZM183 151V150H182ZM46 152V151H45ZM118 152V153H119ZM134 152H136V151H134ZM140 152H138V153H140ZM195 152V151H194ZM241 152V151H240ZM259 152V151H258ZM263 152V151H262ZM48 153V152H47ZM54 153V152H53ZM96 153V152H95ZM122 153H124V152H122ZM147 153H148V150H147ZM160 153V152H159ZM161 153H162V151H161ZM243 153V152H242ZM81 153H79V155H80ZM97 154V153H96ZM133 154V153H132ZM146 154V153H145ZM149 154V153H148ZM178 154H179V152L178 153H175V154H173L174 156H172V159H169L168 161H166V162H168L167 163V166L169 167V169L171 168L173 171L174 170H178V169H181V165H183L185 162H186V159L185 158H183V159H180V157H178ZM194 155H195V153H193ZM43 155V154H42ZM52 155V154H51ZM54 155V154H53ZM86 155V154H85ZM93 155V154H92ZM98 155V154H97ZM128 155V154H127ZM131 155V154H130ZM169 155V154H168ZM87 156V155H86ZM112 156V155H111ZM170 156V155H169ZM79 157H81V156H79ZM89 157V156H88ZM98 157H100V156H98ZM133 157V156H132ZM135 157V156H134ZM139 157H141V156H139ZM152 157V156H151ZM158 157V156H157ZM159 157H162V156H159ZM181 157H183V154H181ZM184 157H185V155H184ZM143 158V157H142ZM168 158V157H167ZM92 159V158H91ZM96 159V158H95ZM103 159H105V161L107 162V163H105V165L106 164H108V159H107V156H106V158H105V156L103 155ZM123 159V158H122ZM145 158H143V160H144ZM156 159V158H155ZM163 159V158H162ZM201 159V158H200ZM50 160H52V157H51V159ZM93 160H94V158H93ZM98 160V159H97ZM141 160V159H140ZM59 161V160H58ZM110 161L112 162V160L110 159L109 160V163H110ZM201 161V160H200ZM252 160H250L249 162H251ZM50 162V161H49ZM114 162V161H113ZM142 162V161H141ZM145 162V161H144ZM147 162H149L148 160H147ZM208 162V161H207ZM248 162V163H249ZM57 163V162H56ZM93 163V162H92ZM101 163V162H100ZM102 163H104L103 161H102ZM133 163V162H132ZM135 163H137V164H135V168H136V166L138 165V161L137 162H135ZM146 163V162H145ZM209 163V162H208ZM52 164V163H51ZM122 164V163H121ZM140 164V163H139ZM149 164V163H148ZM160 164V163H159ZM203 164H205V162L203 163ZM109 165H112V164H109ZM142 165V164H141ZM153 164H151V166H152ZM206 165V164H205ZM121 165H119V166H117V167H120ZM146 166V165H145ZM149 166V165H148ZM151 166L149 167V169L151 168ZM155 166H157V165H155ZM160 166V165H159ZM159 166H157V168L159 167ZM184 166V165H183ZM194 166V165H193ZM204 166V165H203ZM59 167V166H58ZM100 166H98V168H99ZM107 167H109V166H107ZM131 167V166H130ZM97 168V169H98ZM102 168H103V166H102ZM143 168L145 169V167L143 166ZM153 168H155V167H153ZM161 168V167H160ZM164 168V167H163ZM200 168H203V167H200ZM205 168V167H204ZM110 169V168H109ZM129 169V168H128ZM166 169V168H165ZM249 169V168H248ZM99 170V169H98ZM104 170V169H103ZM102 170V171H103ZM108 169H106V172H110V170H108ZM147 170V169H146ZM153 170V169H152ZM161 170V169H160ZM201 170V169H200ZM102 171H100V172H102ZM138 171V170H137ZM145 171V170H144ZM150 171V173L152 172L151 170H149ZM155 171H156V168H155ZM155 171H154V173H155ZM142 172H143V170H142ZM147 173H149L148 171H146ZM157 172V171H156ZM168 172V171H167ZM178 172H179V170H178ZM201 172V171H200ZM83 173V172H82ZM98 173V172H97ZM103 173H104V171H103ZM102 173V174H103ZM111 173V172H110ZM122 173V172H121ZM138 173H140V172H138ZM145 173V172H144ZM149 173V174H150ZM156 174V173H155ZM106 175V174H105ZM146 174H144V176H145ZM148 175V174H147ZM162 175V174H161ZM168 175V174H167ZM177 175V174H176ZM247 175V174H246ZM110 176V175H109ZM112 176H113V174L111 175V177L110 178H112ZM158 176V175H157ZM178 176V175H177ZM212 176V175H211ZM105 177H107V175L105 176ZM147 178L149 177V176H146ZM213 177V180L216 178L214 175L212 176ZM251 178H252V175L250 176ZM150 178V177H149ZM179 178V177H178ZM183 178V177H182ZM108 179V178H107ZM106 179V180H107ZM162 179V178H161ZM249 179V178H248ZM254 179V178H253ZM106 180H104L105 182H106ZM168 180V179H167ZM172 180V179H171ZM243 180H244V178H243ZM107 181H109V179L107 180ZM183 181V180H182ZM215 181H218V180H215ZM247 181V180H246ZM255 181V180H254ZM251 182H253V181H251ZM103 183V182H102ZM186 183V182H185ZM217 183V182H216ZM244 183H245V180H244ZM105 184V183H104ZM103 184V186H105ZM116 184V183H115ZM121 184V183H120ZM218 184V183H217ZM182 185H183V183H182ZM254 185V184H253ZM130 186V185H129ZM246 187H247V185H245ZM182 187V186H181ZM244 187V186H243ZM114 189L116 188V187H113ZM163 188V187H162ZM169 188V187H168ZM175 188V187H174ZM119 188H116L113 192H117L118 193V195L116 194L115 196H112V198H110V203H114V205L112 206V208H116L117 207V205H122V206H125L126 204L125 203H128V195L126 194V192L124 193V194H122L121 193V191L120 190H118ZM153 189H155V188H153ZM172 189V188H171ZM176 189V188H175ZM248 188H246V190H247ZM170 190V189H169ZM173 190V189H172ZM154 191V190H153ZM263 191V190H262ZM167 192V191H166ZM181 192V191H180ZM246 192V191H245ZM109 193V192H108ZM110 194V193H109ZM174 194H175V197H177L176 196V193L174 192ZM178 194H179V192H178ZM221 194V193H220ZM225 194V193H224ZM224 194H222V196H224ZM156 195V194H155ZM163 195V194H162ZM250 195V194H249ZM227 196V198H228V202H227V200H226V202H227V206H228V208L230 209L229 210V212H231L232 210L233 211H237L238 210V208L237 207H239V206H237V203L240 205L241 203H243L240 207H243L244 209H246V211L247 212H243V211H241V210H238L237 212L238 213H242L243 212V214H244V216H247L248 218H252V219H255V221L256 222H258V221H264V216H262L261 214L262 213H264V202H263V204H261L260 203V205H258V207H250V206H247V205H245V203H244V200H243V192H238L237 190H235V193L233 192L232 194H228V195H225V197ZM127 197V198H126ZM221 197V196H220ZM248 197V196H247ZM253 197H255V195L253 196ZM224 198V197H223ZM222 198V199H223ZM226 198V199H227ZM244 199H246V198H244ZM248 199V198H247ZM250 200V199H249ZM257 200H258V198H257ZM149 201V200H148ZM247 201V200H246ZM253 201V200H252ZM258 203V202H257ZM255 204H256V202H255ZM187 205H189V204H187ZM237 206V207H236ZM257 206V205H256ZM140 208V207H139ZM178 208V207H177ZM221 208V207H220ZM227 208V209H228ZM158 209V208H157ZM180 209V208H179ZM178 209V210H179ZM187 209V208H186ZM235 209V210H234ZM240 209V208H239ZM118 210V209H117ZM130 210V209H129ZM148 210L150 211V210H153V209H151V208H148ZM200 210V209H199ZM113 211V210H112ZM180 211H182V210H180ZM225 211V210H224ZM235 211V212H236ZM127 212V211H126ZM156 212V211H155ZM118 213V212H117ZM128 213V212H127ZM153 213H154V211H153ZM161 213V212H160ZM159 213V214H160ZM199 213H200V211H199ZM203 213V212H202ZM113 214H114V212H113ZM120 214V213H119ZM130 214V213H129ZM220 214H221V212H220ZM224 213H222L221 215H223ZM52 215V214H51ZM58 215V214H57ZM195 215V214H194ZM229 217V213L227 214L226 213V211H225V214L223 215V218L225 219V218H228L227 216ZM138 216H139V214H138ZM151 216V215H150ZM154 216V215H153ZM215 216V215H214ZM129 216H125L124 217V222H126V223H128L129 224V222H128V220H129V218H128ZM139 217H142L141 215L139 216ZM192 217V216H191ZM217 217H219V216H217ZM246 217V218H247ZM47 218V217H46ZM51 218V217H50ZM147 218V217H146ZM113 219H117V218H114L113 217ZM141 219V218H140ZM140 219L138 218V220L140 221ZM220 219V218H219ZM142 220H143V217H142ZM142 220H141V222H142ZM147 220H149L150 221V219H146V221ZM258 220V221H257ZM218 221V220H217ZM216 221V222H217ZM231 221V220H230ZM254 221V220H253ZM198 222V221H197ZM203 222V221H202ZM123 223V222H122ZM143 223V222H142ZM146 223L147 222H145L144 223V226L146 225ZM204 223V222H203ZM206 223V222H205ZM209 223V222H208ZM114 224H118L117 223V221H115L114 222ZM124 224V223H123ZM131 224V223H130ZM140 224V223H139ZM199 224H200V222L198 223V226H199ZM248 224V223H247ZM261 224V223H260ZM46 225V224H45ZM133 225H136V224H133ZM148 225V224H147ZM146 225V226H147ZM114 226V225H113ZM123 226H125V225H123ZM187 226V225H186ZM197 226V227H198ZM210 226H211V224H210ZM140 227V226H139ZM138 227V228H139ZM214 228H216L215 226H213ZM236 227V226H235ZM137 228V227H136ZM218 228V227H217ZM154 229V228H153ZM200 229V228H199ZM212 229V228H211ZM139 230H141V229H139ZM168 230V229H167ZM216 230V229H215ZM219 230V229H218ZM50 231V230H49ZM142 233H143V236H142V240H141V243H140V245H138L137 246V248H135V252L131 255V256H126L125 255V251H124V248L121 246H119L120 247V250H123L122 251V253L120 254L121 255V259H120V262L118 263V264H159V263H165V264H207V262H192V258L194 257V255H189V253H188V250L186 249V250H178V245L176 244V243H173L172 242V244L170 245V247L168 248V245H167V248H168V254H167V256H168V258L166 257V260H164L163 259V257H162V249H160V248H157V247H155L154 246V248H155V251L153 252V243H154V241H153V238H152V236H151V230L149 229V227H144V228H142ZM196 231V230H195ZM166 232V231H165ZM165 232H163V233H165ZM168 232V231H167ZM198 232V231H197ZM110 242L108 243V246H107V248H110V247H112L113 246V239L115 240V238L113 237V235L115 234V230H110ZM190 233V232H189ZM188 233V234H189ZM196 233V232H195ZM199 233V232H198ZM208 233L210 234V232L208 231ZM211 233H214V232H211ZM160 234H162V232L160 233ZM168 234V233H167ZM209 234H207V235H209ZM222 234V233H221ZM158 235H159V233H158ZM157 235V236H158ZM196 235H197V233H196ZM203 235V234H202ZM214 235V234H213ZM47 236V235H46ZM156 236V237H157ZM162 236L163 235H161V237L160 238H162ZM190 236H191V234H190ZM195 236V235H194ZM199 236H201V235H199ZM236 236V235H235ZM113 237V239H111ZM155 237V236H154ZM155 237V238H156ZM189 237V236H188ZM198 237V236H197ZM196 237V238H197ZM232 237V236H231ZM238 237V236H237ZM108 238V237H107ZM159 238V239H160ZM163 238H165L164 236H163ZM199 238V237H198ZM205 238H206V236H205ZM232 238H234V237H232ZM231 238V239H232ZM241 238V237H240ZM97 239H100V238H97ZM159 239H157V240H159ZM213 239V238H212ZM211 239V240H212ZM237 239V238H236ZM235 238L233 239V241L234 240H236ZM238 239H239V237H238ZM237 239V240H238ZM161 240H163V239H160L159 241H161ZM187 240V239H186ZM225 240V239H224ZM109 241V240H108ZM156 241V240H155ZM164 242H165V240H163ZM188 241V240H187ZM192 241H193V239H191L190 241H188V242H186V244L188 245L189 243H192ZM213 241V240H212ZM232 241V240H231ZM82 246L84 247V251L86 252V250L90 253V254H92V256H96L95 254H96V251H97V248H98V245H100L99 243L100 242H97V241H95V240H93L92 239V236H87L86 234L84 235V237H82ZM211 242V241H210ZM216 242V241H215ZM215 242H213V243H215ZM218 242L220 243L221 241H219V239H218ZM230 242V241H229ZM238 242V241H237ZM168 243V242H167ZM166 243V244H167ZM233 243V242H232ZM118 244H120V243H118ZM122 244V243H121ZM146 244H149V246L150 247H148ZM155 244V243H154ZM165 244V245H166ZM184 244H185V242H184ZM195 244V243H194ZM225 244V243H224ZM234 244H235V241H234ZM247 244V243H246ZM165 245H164V248H166L165 247ZM205 245V244H204ZM209 245H211V244H209ZM226 245V244H225ZM233 245V244H232ZM81 246V247H82ZM125 246V245H124ZM196 246V245H195ZM200 246H202V245H200ZM234 246L235 245H233L232 247L234 248ZM245 246H247V245H245ZM205 247V246H204ZM227 247V246H226ZM232 247H230V248H232ZM68 248V247H67ZM129 248V247H128ZM133 248V247H132ZM183 248H184V246H183ZM214 248V247H213ZM219 248V247H218ZM223 248V247H222ZM232 248V249H233ZM106 249V248H105ZM185 249V248H184ZM212 249V248H211ZM215 249H216V246H215ZM225 249V248H224ZM235 249V248H234ZM233 249V250H234ZM73 250V249H72ZM71 250V251H72ZM98 250H100V249H98ZM126 250H128V249H126ZM219 250V249H218ZM229 250V249H228ZM212 251V250H211ZM221 251V250H220ZM226 251V250H225ZM166 252H167V250H166ZM233 252H235V251H233ZM101 253V252H100ZM209 253V252H208ZM220 253V252H219ZM226 253H227V251H226ZM230 253V252H229ZM228 253V254H229ZM217 254V253H216ZM215 254V255H216ZM89 255V254H88ZM104 255V254H103ZM234 255V254H233ZM259 255V254H258ZM164 256V255H163ZM224 256V255H223ZM232 257V256H231ZM186 258L188 259L189 258V260H191V261H189V260H186ZM239 258V257H238ZM162 259H163V261H162ZM264 259V258H263ZM3 261V260H2ZM233 261V260H232ZM54 262V261H53ZM53 262H51V263H53ZM56 263V262H55ZM94 263V262H93ZM94 264H96V263H94Z\"/></svg>",
	"mask_w": 264,
	"mask_h": 264
},
{
	"label": "snow or ice",
	"instance_id": "4",
	"mask_svg": "<svg viewBox=\"0 0 264 264\" xmlns=\"http://www.w3.org/2000/svg\"><path fill=\"white\" fill-rule=\"evenodd\" d=\"M42 2H43V0H42ZM50 2H51V0H49V3ZM141 2H142V0H137V3H141ZM3 3H4V0H0V5H3ZM144 7H150V6L145 4ZM195 7H197L195 4H191V5L188 6V11L192 15H196L197 14L195 11H192V9L195 8ZM229 7L235 8L237 11H240L244 7H247V10H248V13H249L248 19L250 21H252V23L254 25H257L259 28L264 30V25H262L261 22L259 20H257L254 15L251 14L253 12V8L251 6V0H245V3H241V4H229L225 8H220L218 10L219 11H226L227 8H229ZM202 10L203 11H214V10H217V9H202ZM152 11H155V12H172V13H174L176 15V17L178 19H182L183 16H184V12L182 11L181 7H179V6L173 7V8H169V7L156 8V9H152ZM0 12H2L5 17L9 15V13L7 11H4V9L2 7H0ZM77 15H79V14H77ZM101 15H103V13H101ZM127 15H129V16L148 17V13L147 12H129V13H127ZM228 23H233L235 28L240 32V34H243L245 32H251V34L253 36V39H255L256 35L258 34L256 30H250V29L246 28L239 21H228ZM109 27H111V25H109ZM2 28H3V24L0 23V29H2ZM29 35H31V33H29ZM33 39H35V37H33ZM157 47L165 49L168 46L160 44V45H157ZM128 51L131 52L132 49L129 48ZM261 52H264V48H261ZM253 55H254V59H258L261 64H264V55L256 56V45L255 44H253ZM115 59L116 58L114 57L113 58V63L115 62ZM66 63H71V61H66ZM181 64H182V61L179 58L174 60L173 67L168 72V77H169L170 80L172 78L173 73L175 71H177L181 67ZM111 67H112V64L109 65V68H111ZM248 70H249V72L252 71L251 66H249ZM81 71H87V70L86 69H81ZM195 72L197 74H202L203 76L208 77V73L206 71H204L200 67H196L195 68ZM96 75L98 77H100L101 80H103L104 78L107 77L108 73L107 72H98V73H96ZM210 79L212 80V83L216 86V88H220L221 85H224L226 88L232 89L233 92H236V93L240 94L241 96H247L248 95V93H246L243 89L238 88L235 85H232V84H229V83H227L225 81H221V80L214 79V78H210ZM253 80L254 81H259L260 77L253 75ZM199 83H200V81H199V79H197L196 80V84H199ZM100 86L101 85L99 83L95 84V85H93V89L100 88ZM193 86H195V85H193ZM257 87H260V85L257 84ZM178 90H179V86L170 85L168 87V95H169V97H171L173 92L178 91ZM261 91L264 92V88H261ZM90 93H91V90H86L84 95L86 97H88L89 99H91V94ZM74 99H76V98H74ZM225 99H227L229 101V108L234 106L235 102L232 101V98L230 96H228L227 93H225ZM260 99L261 98L259 96L255 97V100L257 101V105L256 106H254L252 104H244L243 105L248 110V113L250 115H259L261 117H264V103H259ZM211 106L212 105L209 104L208 107H206L204 109V112L202 114L197 115L195 117V120L193 121V127H192L191 130L189 129L188 123L186 121V123H185V131L186 132L187 131H191V134L193 136H195L197 131L201 128L202 124L204 123L205 116L207 115V113H208L209 109L211 108ZM109 111H111V109H109ZM173 111H174V105L171 102H166L163 105V115L165 117H169L170 114ZM228 114H229L228 112H225L223 115L227 116ZM185 116H187V113H185ZM12 119H16V117H12ZM87 119H88V117H85V120H87ZM248 120H249V116H245L244 117V122L245 123L241 124V126H240L241 127V131H243V128H244L245 124L248 122ZM220 124H221V121L217 120L215 127L219 128ZM76 127L79 128L80 125L77 123ZM212 131L215 132V128L212 129ZM24 135L25 136L28 135V130L27 129H25ZM86 135H87V131L85 130V137H86ZM231 140L232 141L236 140V134L235 133L232 134ZM40 142H41V144L44 143V137L40 138ZM169 146L171 147V144H169ZM233 146L235 147V151H236V159L239 160L241 158L240 148L238 146H236V145H233ZM13 147H17L18 148V144L13 145ZM63 150H64L65 153L68 154V156H73V153L71 151H69V148H68L67 145H65ZM18 155H19V152L17 151V156ZM125 155H127V153H125ZM117 160H119L118 157H117ZM41 163H43V161H41ZM80 163L82 164L83 167L89 168L90 172L93 171L89 167V165L86 163V160H81ZM220 164H221L222 167H226V165L224 164V157L223 156L220 157ZM44 167L47 169L48 173H51L53 171L51 168H48L47 165H44ZM125 171L127 172V169H125ZM231 171H232V177H233V180H234V182H233V190H237L239 188V185L235 182V179L238 176V173L235 170H231ZM56 175L59 176V175H62V173H56ZM90 179H91V182H92L93 185H95L97 188L100 187L99 181L96 179L94 173L90 177ZM199 179L204 180V173L203 172L200 173ZM72 180H73V187L70 189V191H74L75 190L74 189V185H75L76 177L73 176ZM81 187H83V185H81ZM177 187H178V185H177ZM131 191L133 193V197H140L141 202H144V201H146L148 199L147 197L143 196V194L135 187H133L131 189ZM193 191H195V189H193ZM101 195H103L102 192H101ZM157 199H159V197H157ZM171 199L178 200L179 198L178 197H172ZM216 199L218 201H221V198L219 196H216ZM167 200H168V198H165L166 202H167ZM69 202L72 203V204L76 203L74 200L71 199L70 196H69ZM221 203H223V201H221ZM89 204H91V201H89ZM133 204H134V199L132 197H130L128 199V205L129 206H133ZM61 205L63 206V201H61ZM105 207H108L107 206V202H105ZM203 207H204L203 202H201L200 203V209H202ZM215 207H216V205H213V208H215ZM88 214H89L88 212H85V215H88ZM28 215L30 217L32 215V213L29 211ZM68 215L71 216V213L69 212ZM108 215H109V217H111V215H112L110 210L108 211ZM261 215L264 216V213H262ZM212 216H213V213L209 212L207 214V216H205V220L209 221V218L212 217ZM199 218H200V216H199V209H198L196 214L194 215V218L191 220V228L189 229L190 232L197 227V220ZM73 219H75V218L73 217ZM61 223H63V221H61ZM261 224H262V227H261V230L259 232L258 239H259L260 249H261L262 252H264V221H261ZM241 225H243V219H241ZM21 227L22 226L20 224H14L12 229H7L6 228V229H4V231L8 232L10 234L11 232H14L16 229L21 228ZM28 227H31V225H28ZM206 227H207V224H205V227H202L199 230L200 231H205ZM221 227L223 229V235L225 237H229L230 234L232 236H235L236 233H237V229L235 227L230 226L229 220H224ZM52 235L56 236L57 240L62 241V243L60 244V248L57 249V250H53L51 248H48V250H47L48 255L47 256L39 257L36 260L29 262V264H48L49 257H53L54 255H55V258L57 260V264H59V253H60L61 250H63V248L65 246H68V247L72 248L73 250H75V255H76V258H77L79 264H89V261L86 259V257L82 253L79 252V250L77 249V247H76V245L74 243H71L69 240L65 239L64 237L58 236L56 233H52ZM100 235L103 238V237H107L108 233L106 231H104V232H101ZM244 238H245V240L252 239L255 242V240L257 239V236L256 235H251L250 236V235L246 234ZM5 240H6L5 235L0 234V244L4 243ZM45 243H47V242H45ZM100 247H101L100 256H101V260H103V254H104V243H103V240L101 242ZM229 247H232V245L229 244ZM154 251H155V248L153 246V252ZM188 253H189V255H195L197 259H200L199 254L195 253L193 251V244L192 243L188 244ZM65 259H67V257H65ZM209 260L214 262V264H222L221 261L216 260L214 257H210Z\"/></svg>",
	"mask_w": 264,
	"mask_h": 264
}]
</instances>
